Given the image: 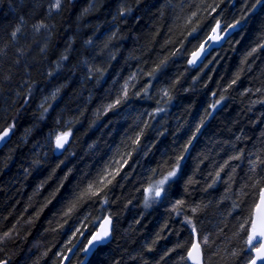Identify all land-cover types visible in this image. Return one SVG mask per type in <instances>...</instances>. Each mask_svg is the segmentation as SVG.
Wrapping results in <instances>:
<instances>
[{
  "label": "trees",
  "instance_id": "1",
  "mask_svg": "<svg viewBox=\"0 0 264 264\" xmlns=\"http://www.w3.org/2000/svg\"><path fill=\"white\" fill-rule=\"evenodd\" d=\"M198 4L200 0H65L59 13L49 15V0H0V48L4 53L0 75L8 77L0 79V124H15V134L0 150V224L3 231L16 225L4 253L10 264H59L58 253L67 244L73 221L100 214L99 205L86 204L61 227L62 211L80 177L88 172L94 175L113 159L117 149H123L127 135L135 134L131 128L138 123L143 127L142 121L148 119L141 114L155 109L156 97L134 99L129 102L131 107L107 113L103 108L133 73L150 71L177 48L181 54L169 59L161 79L165 86L175 85L174 99L157 117L159 123L152 121L153 128L145 130L143 150L133 154L130 167L125 166L128 179L113 189L114 203L107 209L115 224L113 238L87 264H188L180 257L186 256L190 244L184 248L176 244L190 240V228L181 223L183 217L169 211L170 202L145 209L142 189L150 170L164 159H174L175 149L182 148L221 94L226 99L193 141L184 180L172 202L183 195L190 202L206 205L198 214L203 235L210 238L202 246L204 264H246L251 255L243 244L250 229L246 221L251 220L264 189V171L258 168L252 173L248 159L231 161L238 165L235 173L225 168L220 182L203 189L211 183L209 174L214 175L233 154L225 142H235L245 153L264 146V103H253L264 95L245 92L264 82V49L242 64L264 32V8L249 14L247 23L196 68L187 64L189 55L207 38L216 20L231 24L245 6L244 0H203L193 38L188 36L193 25L185 26V18ZM209 4H219L211 15L210 9L205 10ZM122 6H131V14L113 20ZM39 23L55 28L36 32L33 26ZM17 26L21 33L13 40L11 33ZM46 31L53 33L47 47ZM113 32L118 35L110 39ZM69 37H73L70 46ZM88 40L91 45L85 43ZM66 48L68 58L61 60ZM237 72L240 78L225 92ZM146 79L138 76L133 83L139 88ZM41 104L49 109L43 121L36 119L43 111ZM58 120L61 124L71 121L74 131V141L64 155L53 154L47 143L49 131L59 130ZM157 130L164 135L159 136ZM237 136L244 139L236 141ZM69 169L72 172L64 180ZM191 176L197 183L183 193L182 185ZM171 248L175 251L165 255ZM233 250H239V255L231 257ZM81 259L78 253L72 264Z\"/></svg>",
  "mask_w": 264,
  "mask_h": 264
},
{
  "label": "snow or ice",
  "instance_id": "2",
  "mask_svg": "<svg viewBox=\"0 0 264 264\" xmlns=\"http://www.w3.org/2000/svg\"><path fill=\"white\" fill-rule=\"evenodd\" d=\"M65 2V0H64ZM126 3V0H123ZM139 2V0H137ZM200 4H203V0H200ZM200 4L196 5V11H192L191 15L185 18V26L193 25L191 30L188 32V36L196 38L194 34L198 32L199 23L197 21L198 12H200ZM244 7L241 9V16L239 19H234V22L227 25H222L219 19L216 20L215 26L211 28V34L199 45V48L192 52L191 58L188 59L187 64L189 66H196L208 55H211V51L214 50L215 46L227 42L228 37L232 32L239 28H242L247 23V17L249 14L255 12L257 8H264V0H244ZM63 4L61 0H49V15L53 12H57L58 9L62 8ZM219 4H209L205 8L207 11L210 9L209 15L217 11ZM90 9H85V12ZM129 9L125 6L120 7L119 12L113 17V20L124 17L128 13ZM45 24L39 23L33 26L34 31L39 32L44 29ZM21 33V27L17 26L11 33V38L14 40L17 35ZM118 33L113 32L110 39L117 37ZM86 44L91 45L92 41L88 40ZM173 43V41H169ZM183 47V45H182ZM258 49H264V32H262L256 42V46L251 49L242 61V64L247 61L248 56H252L253 53L257 52ZM181 54V49L177 48L171 52L169 56L164 57L156 63L150 71L141 69L138 73H133L128 81L120 87L115 99L108 103L104 108V113L120 108L121 106L131 107L130 101L138 98L152 100L156 97V107L151 112H144L141 116H147L148 119L143 120V127H140L138 123L134 128H131V132L134 135H127L126 139L122 142L123 149H117L112 160H110L103 168L99 169L94 175L91 172L85 173L75 184L71 190V194L68 198L67 204L64 206L62 211V217L64 218L63 224H68L69 220L73 218L75 213L84 205H99L100 214L90 217L85 215L83 219L77 218L69 226V232L71 235L68 238L67 244L61 253L59 264H72V257L78 253L83 254V259L79 261V264H85L89 255L94 254L98 248H102L111 242L113 233L115 231V224L113 221V215L108 212V206L114 203L111 200L112 192L115 187H122L121 181L128 179V173L124 171L126 165L129 167V161L133 158L134 153H139L143 150L142 137L145 135V130L153 128L152 121H159L157 117L160 114L167 111V106L174 99L172 95V89L175 87L174 84L165 86L161 84L163 75V69L167 66V63L171 57ZM4 53L3 49L0 48V59H2ZM99 71V69H97ZM51 75V73H49ZM146 77L144 84L139 88L133 81L137 80V77ZM0 75V79H7ZM240 78V72H237L232 82L225 88L227 92L228 88H231L237 80ZM161 84L158 88L157 85ZM135 88V91L133 89ZM256 92L264 95V82L261 87L252 89H246L245 92ZM59 89L52 93V98L55 99ZM215 96V93H213ZM225 95L221 94L219 99H215L210 105L212 111H206L204 116L200 119V122L196 125L195 131L191 133V136L187 139V142L183 144L182 148L175 149L173 155L174 159L168 158L162 160L157 167L150 170V175L147 179L146 186L143 187V202L146 208H150L156 203L170 202L171 208L169 211L174 213L176 217H183L181 223L187 228H190V240L184 241V243H177L176 248H184L190 244L187 248V255L181 256V261H190L191 264H204V251L202 246H206L209 243V237L203 235L202 225L199 219V213L203 210L206 205L203 203L190 202L185 199L183 195L176 197V189L181 186V181L184 180V169L186 167V161L191 156V146L193 141L197 138V134L201 131V127L205 124L207 119L211 117L217 107L225 100ZM253 103H264V99L253 101ZM48 107L43 109V113L48 112ZM139 119V118H138ZM57 125L59 130H50L47 137V143L53 154L64 155L67 153L74 141V131L72 128V122L69 121L66 124H61L58 120ZM15 124H0V146H7L10 142L14 132ZM137 129H139L137 131ZM180 129L177 128V131ZM31 130L29 129V132ZM159 136H163L164 132L157 130ZM264 135V134H262ZM243 136H237L236 141L243 140ZM230 145L233 149V154L228 156L218 169L215 170L214 175L211 176V183L207 184V187L203 189L207 191L209 188H213L218 182L221 181V173L224 172L225 168H231L232 173H235L238 165H232L231 161H241L248 159L250 171L256 173L259 168L264 171V146L258 152H247L244 149H237L235 142H225ZM146 154V153H145ZM167 155V153H165ZM254 157V158H252ZM35 164H39V161H35ZM63 163V161H61ZM203 163V161H201ZM59 167V165H57ZM72 170L69 169L64 176V180L68 179L69 174ZM232 176L229 175V180ZM197 183L194 176L188 177V179L182 185L183 193H188L190 186ZM261 183H264V177L261 179ZM63 186V181H61ZM59 191V188L57 189ZM55 195V193H53ZM235 208L236 205L234 204ZM250 229L247 230V236L243 240L247 251L251 253L248 257L246 264H264V189L261 190L260 203L255 206V214L252 216L250 221ZM79 224V226H76ZM240 229L244 230V225H240ZM16 231V225H13L11 229L3 231V225L0 224V264H10L9 258L4 253L6 252V245L13 239V234ZM238 235V233L234 234ZM155 244V241H153ZM151 251V247L148 249ZM175 251V248L168 249L165 255L169 252ZM46 255V253H45ZM231 257L239 255V250H233L230 253ZM163 259V257L161 258Z\"/></svg>",
  "mask_w": 264,
  "mask_h": 264
},
{
  "label": "clouds",
  "instance_id": "3",
  "mask_svg": "<svg viewBox=\"0 0 264 264\" xmlns=\"http://www.w3.org/2000/svg\"><path fill=\"white\" fill-rule=\"evenodd\" d=\"M61 3L64 5V0H61ZM68 3H71V0H68ZM127 8L129 9L128 13L127 14H131L132 12V7L131 6H127ZM62 10V8L58 9L57 12L59 13L60 11ZM48 28H51V29H54L55 28V25L54 24H48V25H45L44 29H48ZM52 36H53V33L52 31H46V42H45V47H47V41H51L52 40ZM15 40V39H14ZM73 42V37H69V46L71 45V43ZM69 51V48H66L64 53L61 54L60 56V59L61 60H66L68 57L65 53H67ZM57 67H59V65H57ZM25 103H27V100H25ZM40 108L44 109V105L41 104L40 105ZM49 111V110H48ZM37 120L39 121H43L45 119V114L42 112L39 113V115L36 117ZM143 207L145 209H148L145 207L144 205V202H143Z\"/></svg>",
  "mask_w": 264,
  "mask_h": 264
},
{
  "label": "water",
  "instance_id": "4",
  "mask_svg": "<svg viewBox=\"0 0 264 264\" xmlns=\"http://www.w3.org/2000/svg\"><path fill=\"white\" fill-rule=\"evenodd\" d=\"M214 27V26H213ZM211 34V31H210V33H209V35ZM232 34V33H231ZM208 37V36H207ZM223 45V44H222ZM219 47H221L220 45H217V46H215V48H214V50L215 49H218ZM199 48V46L195 49V50H197ZM194 50V51H195ZM214 50H212L211 51V53L214 51ZM192 54V53H191ZM191 54L189 55V59L191 58ZM209 56V55H208ZM207 56V57H208ZM205 61V59L202 61V62H200L198 65H196V66H193V67H199L203 62ZM4 146H0V150L3 148ZM260 194H261V192H260ZM260 194H259V197H258V200H257V203H256V205L257 204H259L260 203ZM255 205V206H256ZM255 214V208H254V211H253V215ZM93 254H91V255H89V257L87 258V260H86V262H85V264H87L88 263V261H89V259L91 258V256H92ZM187 255V254H186ZM81 256H82V259H83V254L81 253ZM81 259V260H82ZM188 262V264H191V262L190 261H187ZM76 264H79V262L78 263H76Z\"/></svg>",
  "mask_w": 264,
  "mask_h": 264
}]
</instances>
